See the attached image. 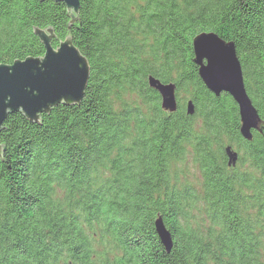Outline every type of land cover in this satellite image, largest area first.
<instances>
[{"label":"trees","instance_id":"obj_1","mask_svg":"<svg viewBox=\"0 0 264 264\" xmlns=\"http://www.w3.org/2000/svg\"><path fill=\"white\" fill-rule=\"evenodd\" d=\"M79 3L71 21L62 1L0 0V63L43 55L35 29L50 27L90 68L78 103L1 125L0 264H264V0ZM201 32L235 45L261 118L249 140L231 95L198 74ZM148 76L175 85L174 111Z\"/></svg>","mask_w":264,"mask_h":264},{"label":"water","instance_id":"obj_2","mask_svg":"<svg viewBox=\"0 0 264 264\" xmlns=\"http://www.w3.org/2000/svg\"><path fill=\"white\" fill-rule=\"evenodd\" d=\"M54 1H62L66 5L73 21L80 6L79 0ZM35 32L43 43V55L27 56L9 64L0 63V129L10 113L21 112L28 120L37 121L41 113L60 103H78L84 94L90 68L87 59L72 43L71 38L66 36L54 47L51 43L54 35L52 28L35 29ZM203 36H214L227 50L228 76L227 84L223 87L212 86L205 75L207 63L201 61L197 53ZM192 46L193 60L198 65V74L204 85L215 95L221 92L231 95L238 106L240 133L245 139H251V129L260 130L261 118L246 92L234 43L225 41L214 32H201L193 38ZM147 80L149 86L158 91L161 107L174 111L177 105L175 85L162 83L152 76H148ZM186 112L193 113L191 100L186 104ZM225 152L228 165H234L237 160L236 151L226 146ZM154 227L162 245L168 251L171 248V237L159 216L154 221Z\"/></svg>","mask_w":264,"mask_h":264},{"label":"snow or ice","instance_id":"obj_3","mask_svg":"<svg viewBox=\"0 0 264 264\" xmlns=\"http://www.w3.org/2000/svg\"><path fill=\"white\" fill-rule=\"evenodd\" d=\"M197 53L200 60L207 63L205 75L209 84L221 87L226 85L228 76L227 50L220 41L216 40L214 36H203Z\"/></svg>","mask_w":264,"mask_h":264},{"label":"rangeland","instance_id":"obj_4","mask_svg":"<svg viewBox=\"0 0 264 264\" xmlns=\"http://www.w3.org/2000/svg\"><path fill=\"white\" fill-rule=\"evenodd\" d=\"M183 176L188 179L190 182H195L199 177L198 170L190 163V160L187 159L185 164L182 166Z\"/></svg>","mask_w":264,"mask_h":264}]
</instances>
